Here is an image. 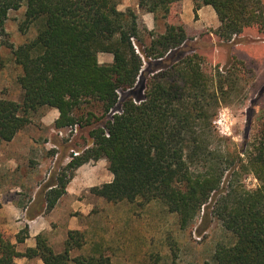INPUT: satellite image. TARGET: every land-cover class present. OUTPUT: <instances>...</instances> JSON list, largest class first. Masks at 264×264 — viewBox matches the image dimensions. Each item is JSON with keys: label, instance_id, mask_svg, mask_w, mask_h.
<instances>
[{"label": "trees", "instance_id": "obj_1", "mask_svg": "<svg viewBox=\"0 0 264 264\" xmlns=\"http://www.w3.org/2000/svg\"><path fill=\"white\" fill-rule=\"evenodd\" d=\"M184 1L138 0L141 13L154 15L156 28L150 31L134 9L119 10L120 0H0V50L12 49L23 91L20 103L0 96V145L13 141L41 108L59 112L58 130L83 127V106L93 101L108 120L91 129L92 147L72 157L49 186L40 211L27 209L30 219L56 208L76 170L104 159L113 180L93 187L95 197L110 204L160 202L178 216L183 230L199 219L212 223L211 215L233 237L217 245L214 264H264V135L245 159L213 146L225 85L208 76L200 56L179 59L188 41L179 13ZM193 1L196 14L206 6L214 9L220 27L213 34L223 42L253 27L264 33L262 0ZM22 7L20 31L34 27L37 35L15 48L7 41L6 23ZM100 54H111L113 62L102 64ZM150 60L172 64L165 68L159 62L149 78L143 68ZM242 171L255 175L256 189L240 183ZM28 238V226L16 243L0 232V264H18V258L112 263L102 243L86 250L81 230L68 232L61 252L45 234L36 237L34 248L19 251Z\"/></svg>", "mask_w": 264, "mask_h": 264}, {"label": "rangeland", "instance_id": "obj_2", "mask_svg": "<svg viewBox=\"0 0 264 264\" xmlns=\"http://www.w3.org/2000/svg\"><path fill=\"white\" fill-rule=\"evenodd\" d=\"M127 3L131 4V0ZM25 10L22 7L11 11L6 23L7 41L15 48L37 35L34 27L25 32L19 29ZM181 10L180 7V19ZM139 18L141 20L140 14ZM197 21L199 18L195 13L190 18L189 28ZM217 29L207 27L186 33L187 51L179 59L198 55L208 76L214 81L223 80L225 90L220 95L223 102L214 122L219 137L214 138L212 144L234 157L245 159L252 144L262 141L264 135V33L253 27L231 42H223L213 34ZM159 62H145L146 77H152L151 71ZM160 63H164L165 68L172 64L170 61ZM21 75L22 69L16 64L12 49L4 45L0 50L2 98L22 102L23 91L18 83ZM83 108V127L58 130L54 127L58 111L41 108L32 116L31 124L13 141L0 145V210L8 209L10 223L17 222L13 212L9 211H14L8 205L10 201H17L20 207H28L35 213L40 211L49 186L57 182L58 175L72 157L92 147L91 129L103 126L109 117L102 116L93 101L84 104ZM112 180L113 175L104 159L76 170L67 187L71 194L62 198L59 210L52 215V229L45 233L56 252L63 250L70 228L85 232L86 250L94 243H102L111 256V264H214L217 245L233 242L232 235L211 215L212 223L205 225L199 219L195 225L183 230L178 216L160 202L110 204L91 194L93 187ZM239 180L248 190L259 186L252 173L242 171ZM14 230L15 227L10 231ZM7 236L14 238L13 234ZM25 249L28 248L24 244L18 246L19 251Z\"/></svg>", "mask_w": 264, "mask_h": 264}, {"label": "crops", "instance_id": "obj_3", "mask_svg": "<svg viewBox=\"0 0 264 264\" xmlns=\"http://www.w3.org/2000/svg\"><path fill=\"white\" fill-rule=\"evenodd\" d=\"M132 7L138 11L143 24L146 25L148 30L152 31L156 28L154 15L149 14V13H141L138 7V0H131V4L127 3V0H120L119 10L126 11L127 9L132 8ZM181 8H182L181 10L182 20L185 24V30L187 34L189 32L191 34V32H195L196 30H200V29H205L207 27H212L214 29H217L220 25L218 16L216 12L214 11V9L210 6H206L197 12L199 21H197L195 25L189 28L190 18H193L195 16L194 1L185 0L183 4L181 5ZM102 56H103V62L101 61ZM99 60L102 64H111L113 62V56L111 54H100ZM58 117H59V112H58V115L55 121L57 120ZM70 194H71L70 189L67 188V193L62 198L69 196ZM62 198L58 202L56 208L51 213H49L48 215L40 214L39 216H34V218L32 219L28 217V210H27L28 207H20L19 202L14 201V200L10 201L8 205H11L14 211L12 210H9V211L13 212L15 218L17 219V222L10 223L11 215H8V211H7L8 209L6 208L1 209L0 210V218H1L0 232L5 233L7 235L13 234L14 238H12V240L14 239L13 241L15 242V236L25 226H28L30 237L29 239L26 240L24 245H25V248H34L36 246V237L40 234H45L46 232L52 229V225H51L52 215L55 214L59 210V207L62 202L61 201ZM33 201L35 200L33 199ZM37 205H38V202H37ZM13 227H15V230L11 232L10 230ZM69 230L71 231V230H76V229L70 228ZM16 262L18 264H43V262L39 259L28 260L24 258H21V259L19 258L16 260Z\"/></svg>", "mask_w": 264, "mask_h": 264}]
</instances>
